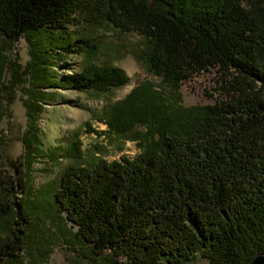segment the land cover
Here are the masks:
<instances>
[{
	"label": "trees",
	"instance_id": "1",
	"mask_svg": "<svg viewBox=\"0 0 264 264\" xmlns=\"http://www.w3.org/2000/svg\"><path fill=\"white\" fill-rule=\"evenodd\" d=\"M99 19L142 34L138 60L160 83L143 82L96 117L137 143L133 159L82 163L74 133L49 206L66 243L86 249L84 264H186L197 253L209 264H250L264 254V0H0V37L26 38L36 72L54 63L45 34ZM73 41L66 58L97 50L93 39ZM210 68L225 74L226 100L184 107L181 84ZM128 82L120 68L88 64L59 85L107 94ZM18 209L0 196V264L25 243Z\"/></svg>",
	"mask_w": 264,
	"mask_h": 264
},
{
	"label": "rangeland",
	"instance_id": "2",
	"mask_svg": "<svg viewBox=\"0 0 264 264\" xmlns=\"http://www.w3.org/2000/svg\"><path fill=\"white\" fill-rule=\"evenodd\" d=\"M71 29L73 33L44 35L42 46L50 52L54 63L49 66L51 70L40 68V72L31 69L34 61L26 38L9 42L0 37V196L9 208L19 207L27 217L26 226L19 228L24 232L25 243L20 251L14 252L16 258L11 264H84L87 261L86 249L74 251L66 243L68 237L62 233L55 215L49 214L53 192L71 164L65 157L66 150L75 140L74 133L79 132L82 163L101 158L113 162L136 157L140 152L137 143L130 137L114 136L96 117L103 116L143 82L160 83L138 60L145 43L139 31H122L103 19L94 26L84 22ZM76 38L93 39L97 50H81L66 58L62 51L73 45ZM88 64L120 68L129 82L107 94L80 93L68 85H59ZM50 85L55 86L50 88ZM225 85V74L216 68L196 73L180 86L181 104L187 108L215 105L226 100ZM51 96L53 99L49 100ZM39 110L38 121L29 117ZM87 123L91 128H87ZM32 125L38 131V147H34L31 139ZM68 227L76 231L72 224ZM116 260L114 264H125L120 258ZM186 264L209 262L202 253H197Z\"/></svg>",
	"mask_w": 264,
	"mask_h": 264
},
{
	"label": "water",
	"instance_id": "3",
	"mask_svg": "<svg viewBox=\"0 0 264 264\" xmlns=\"http://www.w3.org/2000/svg\"><path fill=\"white\" fill-rule=\"evenodd\" d=\"M250 264H264V254L255 257Z\"/></svg>",
	"mask_w": 264,
	"mask_h": 264
}]
</instances>
